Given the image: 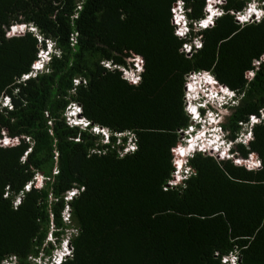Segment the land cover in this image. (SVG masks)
Segmentation results:
<instances>
[{"label":"trees","instance_id":"1","mask_svg":"<svg viewBox=\"0 0 264 264\" xmlns=\"http://www.w3.org/2000/svg\"><path fill=\"white\" fill-rule=\"evenodd\" d=\"M178 1L189 21L183 36L173 23ZM248 2L224 0L201 28L206 0H0V98H9L0 140H13L0 144V264L13 255L29 264L63 238L71 255L61 264H229L232 254L264 264V122L233 149L255 153L259 168L199 152L187 160L192 174L167 185L190 126L189 73L208 71L239 94L222 123L229 139L264 109V17L236 19ZM21 23L36 31L6 35ZM46 40L58 53L32 74ZM135 56L142 70L132 84L120 68ZM71 103L107 129L105 142L67 123Z\"/></svg>","mask_w":264,"mask_h":264},{"label":"clouds","instance_id":"2","mask_svg":"<svg viewBox=\"0 0 264 264\" xmlns=\"http://www.w3.org/2000/svg\"><path fill=\"white\" fill-rule=\"evenodd\" d=\"M220 1L221 2H218L214 5V9L217 12H219V14L221 13L219 5L222 4L224 0H220ZM251 2H252V4H254V7L251 6ZM175 4H179V7H180L179 15L182 17L181 20L183 22V25L186 26L185 27L186 30L182 34L181 33H177V34L180 36H183V35H185V33L188 30L189 21H188L186 15L184 13L183 5L181 4V2L178 1ZM263 5H264V0H261V1L249 0L246 7L244 8V10L237 12L236 16L238 14L241 16H237V18L246 17L245 19L242 20L243 23L244 22H251V21H259L260 19H262L264 17ZM243 11H245V13L241 14V12H243ZM205 12L206 13L209 12L207 7L205 8ZM219 14H217V15L212 14V17H207V18L205 16V18L203 20H200L196 25L203 23L205 21V19H207L206 20L207 26L211 25L213 23V19H215ZM237 21L239 22V19H237ZM178 22H180V21H177V23H175L176 26L179 24ZM240 23H242V22H240ZM15 26L21 27L22 33L15 34L14 32L16 30L14 32L12 31V28H14ZM198 27H200V26H198ZM26 30H31L33 32L36 31V29L33 28L31 25L21 23V24H14V25L10 26L6 31V35L11 36V35L23 34ZM11 32H12V34H11ZM197 42H200V41L194 40L192 42V45L195 48H198V47H196ZM184 45H187V44H184ZM190 48H191V46H190ZM57 53H58V51L54 45V42L51 40H46L45 41V47L40 48L38 55H37V59L35 60L32 68H31L32 74L36 73L37 71H41L43 69L46 70V64L49 61L51 55L57 54ZM134 58L137 60V63L133 62L134 60H132L131 61V62H133L132 67L131 68L127 67L130 69V75L125 76L124 72L126 71V68H120L123 78L132 84H136V83H133V79L135 77L138 79L137 83L139 82V79H140L139 74L142 70L141 58L139 56H135ZM139 60H141V64L138 63ZM36 65H40V67H36ZM105 66L110 67V65L108 63H105ZM199 72L201 73V75L199 77H197L195 82H190L189 87H187V85H186L187 78H186V82L184 85L185 110H186V112L190 118V126H188L187 129L182 131V132H184L183 140L180 141V144L174 149V152H173L174 155H177L176 160H174L175 169L173 171V174H174L175 179H177L176 182L173 183L174 185L181 183V181L183 179H185L187 176L192 174L193 171L189 167V165L187 164V160L189 157H191L192 155L199 153V152L200 153H206L207 152L206 154L212 155L216 159H233V161L235 163H236V159H244V160L251 159V156L255 155L257 160L259 161V164L261 165L260 160L255 153H249L247 157H240V156L236 155V152H234V150H233L235 148V146L238 144H244V145L247 144L252 139V127L255 124L264 122V117H262V115H261V110L259 111L258 115L251 114V115H255L258 117L257 121H255L254 123H251L249 125V121H250L249 117L251 116V115H249L248 119L246 121H243V122H247V126L249 125V127H247V126L242 127V125H241L242 122H240L239 123L240 128H239L238 133L236 134L235 138L229 139V137H227L228 133L225 132V130L222 127V123L224 122L225 116H227V115L222 117L221 116V110L225 109L228 113L229 107H231L237 103V101L239 99V94L237 92H235L234 90L228 88L227 86L219 83L210 72L204 71V70L199 71ZM251 73L252 72H250V74ZM252 74H251V76H252ZM27 76H28V74L24 75L23 78H26ZM221 96L225 97L223 104H220V97ZM3 97H5L4 100H2ZM3 97L0 98V106L9 105V98L6 96H3ZM71 106H72V110L67 112V109H69ZM10 108H11V106H10ZM67 109L65 111L64 116H65V119L69 125L78 126L82 129L88 128L93 133H96V134L98 133V134L102 135L103 138L107 139L108 135L106 136V134L100 130V127L91 125V123L81 115V109H80L79 105L77 106V105L71 103L67 107ZM189 127H190V129H189ZM198 131H199V133H202L201 134L202 136L203 135L205 136V134H207V136L205 137V141L208 142L207 144L203 143L201 136H199L197 133ZM182 132H181V138H182ZM6 138H9V137L4 136L3 139L0 140L1 145H4V140ZM189 141H190V143H188ZM212 141H214L215 144L210 147V143ZM128 147H129V144H127L124 147L123 151L124 152L130 151V149H128ZM179 148H181V149L187 148L188 150L186 151L185 154L184 153H181V154L178 153L177 154L176 151H178ZM189 149H192V150H189ZM210 150L213 151L214 154H211L209 152ZM239 165L245 166L244 163L239 164ZM260 165H259V167H260ZM259 167H257V168H259ZM257 168H251V169H257ZM171 180L172 179H170V181ZM169 182L167 183L168 186L173 185V184L170 185ZM27 185L29 187V184H27ZM28 187L27 188L25 187V190H27ZM74 193H75V191H70L67 195V199H68V197L71 198V196ZM65 212L67 213V208L64 210V213ZM63 239L61 240L59 246L55 247L51 251L50 254H46L44 259H42V257H43L42 254L29 257L28 259H32L34 264H61L65 258H67L71 255V247L69 245V242L67 239H65V240H63ZM50 241H53V240L50 239ZM56 257H59L60 260L56 261L57 260ZM230 257L233 258L232 261L229 260ZM236 258H237L236 254H232V255L228 256V258L225 257L224 261L228 262L229 264H231V263L237 264ZM5 264H20V263L17 261L16 257L13 255L7 259Z\"/></svg>","mask_w":264,"mask_h":264},{"label":"rangeland","instance_id":"3","mask_svg":"<svg viewBox=\"0 0 264 264\" xmlns=\"http://www.w3.org/2000/svg\"><path fill=\"white\" fill-rule=\"evenodd\" d=\"M218 2H221L220 0H206V7H207V9L209 10V12H207L206 13V18L207 17H212V14L213 15H217V14H219V12H217L215 9H214V5L216 4V3H218ZM261 5V4H260ZM251 6L252 7H254V4H252V2H251ZM179 9H180V7H179V4H174V6H173V8H172V15H173V23L175 24V23H177V21H180V22H178L179 24L176 26V33H183L185 30H186V26L185 25H183V22H182V20H181V16L179 15ZM215 12V13H214ZM243 13H245V11H243V12H241V14H243ZM237 16H241V15H238L237 14ZM237 16H236V18H237ZM237 19H239V22H242L243 23V19H242V17L241 18H237ZM207 19H205V21L203 22V23H200V24H198L197 25V27L198 26H200L201 28L202 27H204V26H207V21H206ZM241 20V21H240ZM195 24V23H194ZM21 27H14V28H12V31L14 32L15 30V34H17V33H22L21 32ZM13 33V34H14ZM11 34H12V32H11ZM196 42V41H195ZM189 47V45L187 46V48ZM132 60H134L133 62H135V63H137V60L134 58H129L128 59V63H129V66L128 67H132V63L133 62H131ZM132 71V70H131ZM125 73V76H128V75H130V69L129 68H126V71L124 72ZM248 76H251V74H249L248 73ZM5 99V97H3L2 98V100H4ZM72 110V106L69 108V109H67V112H69V111H71ZM229 110V109H228ZM229 114V112L227 113V111L225 110V109H222L221 110V116L222 117H224L225 115H228ZM226 117V116H225ZM194 125V124H193ZM189 129H190V127H189ZM198 133V135L199 136H201V139L203 140V143H205V144H207L208 142H206L205 141V137L207 136V134H205V136L203 135H201L202 133H199V131L197 132ZM183 135H184V132H182V138L180 137V141H182L183 140ZM107 139L106 138H103V141L105 142ZM129 141V140H128ZM128 148H130V147H128ZM211 154H214V152L213 151H209ZM207 153V152H206ZM216 156V155H215ZM176 158H177V155H174V160H176ZM173 180H175V177H174V174H173V178H172V180H171V182L173 181ZM38 182V183H37ZM34 183H36V184H38V185H40L41 183H40V180L39 179H37ZM174 185V184H173ZM70 197H68V199H69ZM63 219L66 221V219H67V213L65 212L64 214H63ZM51 232H49L48 233V236H47V240H50V239H52V240H54V236L53 235H51L50 234ZM66 238H64L63 240H65ZM54 252V251H53ZM43 255V257H42V259H44V257L46 256V254H42ZM226 258H228V256L226 257ZM227 260V259H226ZM230 261H232L233 260V258H231L230 257V259H229ZM27 261H28V263L29 264H34V262H33V260L32 259H27ZM232 264V263H231Z\"/></svg>","mask_w":264,"mask_h":264},{"label":"built area","instance_id":"4","mask_svg":"<svg viewBox=\"0 0 264 264\" xmlns=\"http://www.w3.org/2000/svg\"><path fill=\"white\" fill-rule=\"evenodd\" d=\"M71 41H72V44L75 43V41H74L73 38H71ZM187 46L188 45H184L183 46V50L185 52H187V53H190V49L191 48H190V46L187 48ZM199 46H200V42H197L196 47H199ZM138 63L141 64V60H139ZM200 75H201L200 72H191V73H189L188 76H187V82H186L187 87H189L190 82H195V80L197 79V77H199ZM73 81H74L75 84H77L79 82V80H77V79H74ZM137 81H138V79L135 77L133 79V83H137ZM224 100H225V97L221 96L220 97V104H223L224 103ZM75 105H77V104H75ZM261 115H262V117H264V110H261ZM249 119H250V121H249V125H250L251 123H254L255 121H257L258 120V117L255 116V115H251L249 117ZM241 125H242V127H245V126H247V122H242ZM249 125L247 127H249ZM100 130L103 131L106 134V136L108 135L107 129L100 128ZM12 142H13L12 139L6 138L4 140V145L5 144L7 145V144L12 143ZM188 143H190V141ZM0 144H1V142H0ZM129 147L130 148H128V149H130V151H132L135 148V145L133 143H130L129 144ZM236 163L237 164L244 163L245 166H246V168H248V169L257 168L260 165L259 164V161L257 160V158H256L255 155L254 156H251V159H246V160H244V159H236ZM176 180L177 179L173 180L172 182L170 181L169 184L171 185V184L175 183ZM25 187L27 188L28 185H26ZM56 259H57L56 261H59L60 260L59 257H56Z\"/></svg>","mask_w":264,"mask_h":264},{"label":"bare ground","instance_id":"5","mask_svg":"<svg viewBox=\"0 0 264 264\" xmlns=\"http://www.w3.org/2000/svg\"><path fill=\"white\" fill-rule=\"evenodd\" d=\"M215 144V142L214 141H212L211 143H210V147L212 146V145H214ZM188 149L187 148H179V150H178V153L179 154H181V153H186V151H187ZM189 150H192V149H189Z\"/></svg>","mask_w":264,"mask_h":264},{"label":"snow or ice","instance_id":"6","mask_svg":"<svg viewBox=\"0 0 264 264\" xmlns=\"http://www.w3.org/2000/svg\"><path fill=\"white\" fill-rule=\"evenodd\" d=\"M246 17H242V19H245ZM36 67H40V65H36Z\"/></svg>","mask_w":264,"mask_h":264}]
</instances>
